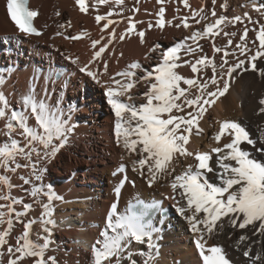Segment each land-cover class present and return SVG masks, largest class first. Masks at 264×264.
Wrapping results in <instances>:
<instances>
[{
    "label": "snow or ice",
    "instance_id": "snow-or-ice-1",
    "mask_svg": "<svg viewBox=\"0 0 264 264\" xmlns=\"http://www.w3.org/2000/svg\"><path fill=\"white\" fill-rule=\"evenodd\" d=\"M75 2L82 13H88L93 7L89 0ZM124 2L96 0V5L111 3L114 9H120ZM166 2L170 0H157L161 7L156 13L158 18L155 23L148 22L149 30L155 27L163 31L167 25L189 29L193 27L190 19L197 25L204 22V27L193 30L166 51L161 50L154 68H145L141 62L133 61L124 69L110 74L103 53L112 40L118 38L123 41L131 33L137 35L141 43L145 42V30L137 31V24L143 21L125 17L128 27L118 37L113 28L109 39L103 44L101 40L92 41L95 51L89 62L79 67V71L105 86L108 103L115 115L116 143L128 155H137L132 160L133 170L141 176H145L146 172L149 186L162 178L171 177L173 194L168 199L174 201L177 212L190 225L203 264H231L223 247L207 246V241L217 231H222L225 224L231 228L250 229L253 236H264V160L253 158L242 147L243 144L254 146L255 141L233 121L218 122L220 127L213 140L219 145L223 137L230 138L222 146L193 152L189 151L188 145L194 134L199 136L203 133L201 120L208 109L228 93L229 81L238 69L247 71L250 66L251 70L264 75V69L257 67V61L264 59V0L259 3L253 0L251 4L259 19H254L247 11L242 16L231 18L224 14L218 16L217 0H211L212 7L207 10L203 5L192 8L189 0H179L185 9H189L190 16L181 17L180 22L174 25L165 18L166 9L163 5ZM27 3L28 0H6V10L21 32L40 36L42 32L33 25V19L39 13L30 10ZM219 6L226 12L228 0H223ZM134 11L139 9L135 8ZM112 16V10L95 16L101 31L117 23ZM236 24L242 25V31L239 43L233 44L237 32L225 29ZM66 27H71V22L59 25L60 29ZM249 31L254 33V39H249ZM57 35L63 36L64 32H57ZM88 35L87 32H81L65 38L79 40ZM221 35L227 38L226 44L217 46L215 37ZM205 38L211 40L214 53L221 54L219 65L215 57L200 54L203 53V47L199 41ZM189 40L192 44L188 43ZM97 45L100 47L97 48ZM160 49L161 45L156 44L150 48V52L156 53ZM237 52L239 56H236ZM181 53L188 59H183ZM230 56L236 57L231 64L228 59ZM69 59L79 63V57ZM97 61H100L99 67L96 66ZM185 66L194 75H183L180 69ZM209 69L210 76L206 71ZM138 86L143 88L142 92L134 91ZM259 104L262 105L259 111L264 113V98L260 99ZM23 105L30 109L28 113L12 110L8 99L0 92V121H4L0 134L6 138L0 147V170L18 174V170L28 169L27 173L20 175L22 184L18 187L33 198L32 203L13 198L10 194L13 184L9 175L0 174V264H58L57 258L47 253L54 243L52 235L57 227L54 201L62 200L63 197L57 195L51 185H38L36 182L42 181L47 170L40 167L41 163L54 158L65 147L72 128L61 118L57 106L49 104L46 99H38L34 90L24 95ZM29 117H34L35 126H30ZM258 151L264 152V147ZM213 154L216 156L214 162ZM180 157L193 158L195 163L187 164L177 172L174 162ZM124 159L122 156L121 160ZM125 172L126 165L121 163L113 175ZM209 173L219 183L210 182ZM127 180L125 175L115 187L117 198ZM24 185L31 187L24 188ZM41 197H46V202ZM17 205H21L22 210L18 211ZM34 205L41 211L32 218L30 213ZM155 207V204L144 205L143 211L130 209L120 214L118 204L113 202L106 215L105 227L91 247L90 264H138L137 256L143 257L141 264H156L159 246L153 239L155 229L145 220L149 208ZM16 223L23 225V230L13 238ZM36 224H39L40 231L35 233L33 239V226ZM10 239H14V243L10 244ZM250 239V236L240 235L236 244L239 246ZM134 244L146 245L148 251L134 252ZM243 255L250 258L251 264H264V242L259 252L246 246Z\"/></svg>",
    "mask_w": 264,
    "mask_h": 264
},
{
    "label": "bare ground",
    "instance_id": "bare-ground-1",
    "mask_svg": "<svg viewBox=\"0 0 264 264\" xmlns=\"http://www.w3.org/2000/svg\"><path fill=\"white\" fill-rule=\"evenodd\" d=\"M89 2L93 7H90L88 13H82L75 0H30V10H37L39 13L34 20L42 35L29 36L22 33L10 21L6 0H0V92L8 99L12 110L28 113L30 109L23 105V97L29 90H34L38 99H46L49 104L56 105V110L62 114L61 118L72 128L65 147L60 151H65L75 160V163L71 164V170L76 171L77 176L73 181L66 180V177L51 178L53 182L49 185L63 199L54 201V218L57 227L52 235L54 243L47 254L55 256L58 264H90L91 249L87 248L99 238L113 202L118 204V213L123 214L129 212V205L138 200L147 203L161 201V212L149 223L155 229L153 239L159 246L156 264H203L190 225L177 212L174 201L168 199V196L173 194L170 188L171 177L162 178L156 184L149 186L147 173L141 176L133 170L132 160L136 159L137 155L135 153L128 155L125 149L116 143L115 115L108 103L105 86L97 84L85 73L80 72L79 67L91 59L95 51L92 48L93 40H101L103 44L109 39V33L113 28L117 37L125 31L128 27L125 17H132L134 21H143L137 24V31L145 30V42L141 43L139 37L131 33L123 41L118 38L112 40L103 53L110 74L124 69L133 61L141 62L145 68H154L161 50L166 51L173 47L193 30L202 29L204 22L197 25L190 19L189 22L193 27L189 29L167 25L163 31L155 27L149 30L148 22L155 23L158 18L156 13L161 7L157 0H139V2L125 0L120 9H114L111 3L97 6L96 0ZM222 2L223 0H217L218 16L224 14L231 18L235 15L242 16L247 11L254 19H259L258 14L251 7L253 0H228L229 8L226 12L219 6ZM259 2L260 0H255V3ZM189 3L192 8L203 5L207 10L212 7L211 0H189ZM243 5L248 6L243 7ZM163 7L166 9L165 18L170 20L172 25L179 23L181 17L190 16L189 9H185L179 0H170ZM135 8L139 11H134ZM110 10L113 11L111 18L117 23L101 31V25L96 23L95 16L107 14ZM57 12L60 15H56ZM68 22H71V27L59 28L60 24L67 25ZM225 30L236 31L237 37L233 38V44L239 43L242 25L229 26ZM57 32H64V35H57ZM81 32H87L89 35L79 40L65 38ZM226 39L222 35L215 37V43L217 46H223L226 44ZM249 39H254L252 31H249ZM188 43L192 44V41L189 40ZM199 43L203 47V53L200 54L215 57L219 65L221 54L214 53L211 40L205 38ZM156 44H160L161 49L156 53L150 52V48ZM99 47L100 45H97V48ZM181 55L183 59H188L183 53ZM236 56H239V52ZM69 57H79V63H73ZM228 59L231 64L236 57L230 56ZM99 65L100 61H97L96 66ZM257 67L264 69V59L257 61ZM180 71L188 77L194 75L187 66L182 67ZM206 71L210 76V69ZM104 79L107 80V76ZM229 83L228 93L205 113L200 122V127L204 131L199 136L195 134L192 136L188 145L189 151H208L212 147L229 142L230 138L227 136L222 138L219 145L213 140L220 127L218 122L227 120L239 124L249 133L255 145L243 144L242 147L249 151L253 158L264 160V152L258 151L264 147V113L259 111L262 107L259 101L264 98V75L259 71L251 70L248 66L247 71L238 69ZM134 91L142 92L143 88L138 86ZM3 124L4 121H0V130H3ZM29 124L35 126L34 117H29ZM17 138L22 140L21 137ZM5 140L6 138L0 134V147ZM78 141L86 148L81 153L82 157L73 155L78 149ZM122 156L125 157L124 160H121ZM57 158L61 168L65 169L61 152L57 153ZM215 159L216 156L213 154V162ZM45 163L47 161L42 162L40 167ZM121 163L126 165V173L114 176L113 172ZM194 163L193 158L180 157L174 162V166L179 172L187 164ZM81 166H85L88 172L82 173ZM28 171L21 169L18 170V174H11L0 170V174L9 175L13 184L10 194L16 200L27 199L18 185L22 184L20 175ZM57 172L65 176L63 171ZM125 175L128 180L117 198L114 189ZM80 176L83 178L81 179ZM208 176L210 182L219 183L215 181L212 173ZM44 198L46 202V197ZM39 230V224L35 225L33 239ZM21 232L20 228H14L12 237L18 236ZM240 235L250 236L251 239L237 246L236 241ZM262 242L264 236L258 234L253 236L250 229L241 230L225 224L222 231H217L208 239L207 246L223 247L231 264H251L250 258L243 255V250L246 246H250L254 252H259ZM9 243H14V239H10ZM139 250L148 251L146 245L134 244L133 251ZM135 258L138 264H141L143 257Z\"/></svg>",
    "mask_w": 264,
    "mask_h": 264
},
{
    "label": "rangeland",
    "instance_id": "rangeland-1",
    "mask_svg": "<svg viewBox=\"0 0 264 264\" xmlns=\"http://www.w3.org/2000/svg\"><path fill=\"white\" fill-rule=\"evenodd\" d=\"M77 150L75 151V153H73V155H77L78 157H82L81 156V153H83V151L86 150V148L84 146H82L79 141L77 142ZM80 148V150H79ZM63 154V161H64V164H65V169H62L61 166H60V161L59 159L57 158V154L54 158L50 159L47 161V163H45L44 165H42L41 167H46V171L44 172V176H43V179L42 181H37L36 184H41L43 183L44 185H49L50 183H52L53 181L51 180L52 177H66V180H75L76 179V176H77V173L76 171H72L71 170V164H74L75 163V160L74 159H71L70 155L68 153H66L65 151H59ZM79 152V153H78ZM54 166V167H53ZM88 169L85 167V166H81L80 168V171L83 173V172H88L87 171ZM57 171H63L65 174V176H61ZM51 174V175H49ZM80 178L82 179L83 176H80ZM31 185H26L25 188H30ZM23 191L22 194H24L25 198L27 199H24V203H32L33 201V198L27 193ZM41 199L43 201H45V198L44 197H41ZM17 210H22V206L21 205H17ZM21 208V209H20ZM36 209V210H34ZM39 211H41V209L38 207V206H35L34 205V208H33V211L30 213V216L32 218H35L36 216H38L39 214ZM37 212V213H36ZM33 213V214H32ZM79 223V222H78ZM38 225V224H36ZM35 227V225L33 226V228ZM15 229H18L20 228L21 230H23V225L19 224V223H16L15 226H14ZM40 231V230H39ZM92 246H90L89 248H87L88 250L91 249Z\"/></svg>",
    "mask_w": 264,
    "mask_h": 264
}]
</instances>
